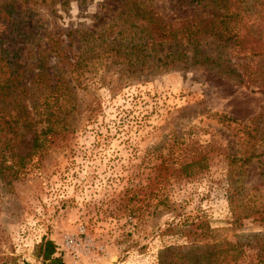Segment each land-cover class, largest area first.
<instances>
[{
  "label": "rangeland",
  "instance_id": "1",
  "mask_svg": "<svg viewBox=\"0 0 264 264\" xmlns=\"http://www.w3.org/2000/svg\"><path fill=\"white\" fill-rule=\"evenodd\" d=\"M9 1L18 17L2 8ZM138 1L166 21L215 10L207 1ZM121 3L0 0V46L21 48L31 64L27 51L60 33L61 50L74 58L102 45L95 35L116 36ZM127 34L117 36L124 45ZM171 45L158 47L160 60ZM143 52L135 66L119 53L89 54L63 127L10 183L0 181V264H47L36 257L43 238L63 264H264V228L236 219L229 205L231 194L238 204L264 203V155L231 164L246 149L237 124L262 111L264 95L185 58L156 69ZM46 59L47 69L57 61ZM35 72L28 68L26 80ZM259 146L264 152V140Z\"/></svg>",
  "mask_w": 264,
  "mask_h": 264
},
{
  "label": "trees",
  "instance_id": "2",
  "mask_svg": "<svg viewBox=\"0 0 264 264\" xmlns=\"http://www.w3.org/2000/svg\"><path fill=\"white\" fill-rule=\"evenodd\" d=\"M205 1L215 9L209 16L166 21L153 8L146 7L138 0H121L117 27L114 25L111 28L116 36L111 40L103 35H95L102 39V45L95 43L85 52L77 50L73 52L74 58H67L65 50H61L60 33L51 37L45 47L31 42V46L35 44L27 51L32 55L31 64L21 61V48L13 50L0 46V181L10 183V174L25 170L32 157L46 147L48 136L56 134L63 127L61 122L64 117L61 118V115L75 96V88L84 72L83 66L93 60L94 56L90 57L89 54L119 53L129 65L135 66L141 62L146 49L153 54L152 58H156L151 60L152 67L157 62L164 68L185 58L195 66L210 69L219 76L264 95V0H191L190 3L201 4ZM15 5V1L2 5L9 17L19 16ZM16 29L20 30L18 33L21 37L33 38L31 31L19 26ZM144 33L142 39L137 38ZM124 34L130 39L125 45L117 39L118 35L124 37ZM65 36H69V33ZM166 44H172V47L168 48L162 61L158 47ZM67 48H70V44ZM189 51L192 52L191 57L187 56ZM47 53H53L57 58L49 69L44 64ZM63 60L67 61V68L59 66ZM144 60L147 63V58ZM28 68L36 72L27 81ZM222 119L234 123L227 116ZM237 125L246 149L239 157L235 154L231 164L248 165L264 155L259 150V144L264 140V106L259 114ZM29 134L32 138L26 143L25 137ZM238 202V198L231 194L229 205L235 218L252 219L264 228V203H256L255 200ZM239 207L241 211L236 212L234 208ZM35 250L36 257L43 263L63 264L60 258L55 257L53 241L43 238Z\"/></svg>",
  "mask_w": 264,
  "mask_h": 264
}]
</instances>
